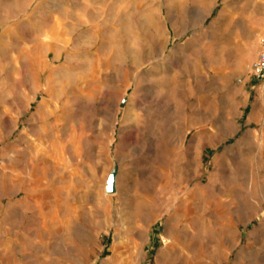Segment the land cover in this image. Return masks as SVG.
<instances>
[{"label":"rangeland","instance_id":"obj_1","mask_svg":"<svg viewBox=\"0 0 264 264\" xmlns=\"http://www.w3.org/2000/svg\"><path fill=\"white\" fill-rule=\"evenodd\" d=\"M263 35L264 0H0V264H264Z\"/></svg>","mask_w":264,"mask_h":264},{"label":"built area","instance_id":"obj_2","mask_svg":"<svg viewBox=\"0 0 264 264\" xmlns=\"http://www.w3.org/2000/svg\"><path fill=\"white\" fill-rule=\"evenodd\" d=\"M249 74L264 99V35L260 38L257 54L250 63Z\"/></svg>","mask_w":264,"mask_h":264},{"label":"bare ground","instance_id":"obj_3","mask_svg":"<svg viewBox=\"0 0 264 264\" xmlns=\"http://www.w3.org/2000/svg\"><path fill=\"white\" fill-rule=\"evenodd\" d=\"M164 17V16H163ZM57 46V45H56ZM58 48V47H57ZM112 184V183H111ZM113 189V188H112ZM108 193V192H107ZM111 193H113V192H111Z\"/></svg>","mask_w":264,"mask_h":264}]
</instances>
